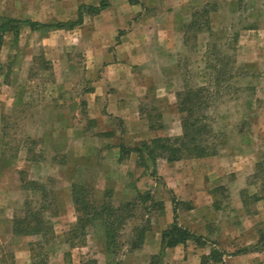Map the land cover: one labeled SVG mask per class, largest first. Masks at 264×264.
<instances>
[{"label":"rangeland","instance_id":"374dc122","mask_svg":"<svg viewBox=\"0 0 264 264\" xmlns=\"http://www.w3.org/2000/svg\"><path fill=\"white\" fill-rule=\"evenodd\" d=\"M100 1L0 0V19L74 20L80 4ZM106 2L97 14L84 9L80 25L4 35L0 264L30 263L39 237L14 234L12 221L41 201L52 229L48 264H148L174 208L178 223L203 240L166 248L160 264H200L212 249L221 261L207 264H264V0ZM186 86L208 89L201 99L217 153L176 161L145 155L147 169L134 152L121 157L120 143L152 139L141 140L148 125L157 137L181 134L176 93ZM114 100L128 105L125 119L107 110ZM73 184L119 208L117 254L107 253L98 222L83 243H69Z\"/></svg>","mask_w":264,"mask_h":264},{"label":"trees","instance_id":"16d2710c","mask_svg":"<svg viewBox=\"0 0 264 264\" xmlns=\"http://www.w3.org/2000/svg\"><path fill=\"white\" fill-rule=\"evenodd\" d=\"M106 4V0H101L98 5L80 4L77 10V18L66 21L40 22L29 18L21 19L3 16L0 19V47L6 33L11 32L17 36L23 26H28L31 29L70 28L82 23L84 9L87 13L97 14L106 7ZM205 92L208 93V89L203 86L195 88L186 86L185 89L176 93V106L181 113L180 135L152 138L149 141H142L133 147H127L120 143L119 152L121 157L126 153L134 152L137 156V164L147 169L145 155L149 156L153 161H155L156 157L165 158L167 161H176L184 158L215 155L217 151L208 143L209 136L214 133L209 116L205 112L209 104L201 99V97L205 96ZM30 185L32 190H37L41 194L45 191L43 185L39 182L30 181ZM80 189L78 185H72V200L77 216L75 224L67 232L69 243L71 245H74L75 241L78 244L83 243L87 226L98 222L103 227V238L107 253L111 255L117 254L120 248L117 242L118 233L115 222L121 218L116 213L119 212V208L114 207L107 201L98 203L89 200L82 194L83 192ZM44 204L45 202L41 201L36 210L28 206L23 216L15 217L12 221L14 234L39 237V240L31 244V260L29 264H48V253L45 247L51 240L52 229L51 225H49V219L44 213L47 208ZM136 235L140 239V243H142V232H138ZM189 240H193L198 244L203 238L178 223L177 211L174 208L172 223L161 231V252L158 255L151 256L148 264H160L161 253L166 248L179 244L185 245ZM207 261H221V255H215V251L212 249L208 255H204L201 258L200 264H207ZM96 263L97 261L94 258H86L80 264Z\"/></svg>","mask_w":264,"mask_h":264},{"label":"crops","instance_id":"0c3cea01","mask_svg":"<svg viewBox=\"0 0 264 264\" xmlns=\"http://www.w3.org/2000/svg\"><path fill=\"white\" fill-rule=\"evenodd\" d=\"M179 6H181L182 5V2L180 1L179 3ZM128 105L126 104V105H120L119 103H118V101L117 100H114V101H111L110 102V106H109V108L107 109V110H109V112L110 113H113L115 116H120L122 119H125L126 118V115H127V113H128ZM134 116V115H133ZM134 119H133V122H135V123H133V124H136V122H139L138 121V119H139V117H133ZM137 119V120H136ZM129 120V119H128ZM127 121V120H126ZM125 121V122H126ZM129 122V121H128ZM129 124V123H128ZM130 125H132V121H130ZM143 133H145L144 134V136L143 137H141V140H147V139H151V138H154V137H157V136H159V135H163L162 133H160L158 130H155V129H153V128H151L150 127V125H148V127H146V129H143ZM177 164V162H168L167 163V165L168 166H172V168L174 169V170H176V168H177V166L178 165H176ZM174 174H176V173H174ZM165 211H166V214H165V219L168 221L169 220V211H168V206H166V209H165ZM166 228V226L164 227V228H162V230L163 229H165ZM161 230V231H162ZM248 258H249V256H248ZM253 260V259H252ZM247 261H250L251 262V260L250 259H248ZM254 264H260V262H258V261H254Z\"/></svg>","mask_w":264,"mask_h":264}]
</instances>
